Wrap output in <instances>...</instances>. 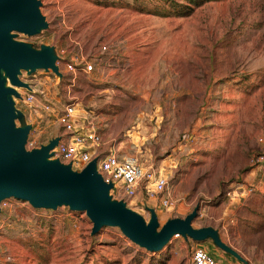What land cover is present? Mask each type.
<instances>
[{"label": "rangeland", "instance_id": "obj_1", "mask_svg": "<svg viewBox=\"0 0 264 264\" xmlns=\"http://www.w3.org/2000/svg\"><path fill=\"white\" fill-rule=\"evenodd\" d=\"M40 1L48 29L17 40L55 47L63 77L22 73L24 82L51 94L47 101L38 96L37 117L17 105L35 128V145L61 134L57 117L68 103L99 115L109 143L146 167L164 169L177 200L173 210L147 205L145 198L130 201V208L147 221L146 207L155 208L163 226L200 205L195 228L218 229L248 264H264V175L256 162L264 155V0H195L198 6L188 0ZM103 46L110 53H102ZM80 52L93 64L103 59L110 78L100 82L96 70L67 72L64 60ZM172 88L192 95L172 99L176 128L163 136L165 111H157L158 103ZM134 133L144 142L133 143ZM92 228L86 213L7 199L0 264H191L195 245L181 239L148 255L118 228L95 236ZM220 252L228 264H243Z\"/></svg>", "mask_w": 264, "mask_h": 264}, {"label": "water", "instance_id": "obj_2", "mask_svg": "<svg viewBox=\"0 0 264 264\" xmlns=\"http://www.w3.org/2000/svg\"><path fill=\"white\" fill-rule=\"evenodd\" d=\"M41 7L40 0H0V213L1 204L11 198L27 202L34 209L56 211L67 207L72 212L86 213L93 224L92 236L104 227L118 228L149 253L164 250L177 235L196 243L210 240L218 249L248 264L222 240L218 229L193 226L200 205L186 217L170 219L161 226L155 208H146L150 214L147 221L127 202L114 199L113 184L98 172V158L81 171L73 170L72 163L54 158L60 136L40 148H26L32 125L25 123L16 100L22 99L19 89L30 91L31 87L21 79L22 73L51 71L63 77L55 47L37 48L17 40L18 34L34 37L48 29Z\"/></svg>", "mask_w": 264, "mask_h": 264}, {"label": "built area", "instance_id": "obj_3", "mask_svg": "<svg viewBox=\"0 0 264 264\" xmlns=\"http://www.w3.org/2000/svg\"><path fill=\"white\" fill-rule=\"evenodd\" d=\"M102 53H110L108 46L102 47ZM64 61L65 69L70 73L90 74L97 69L102 72L105 68L103 59H98L93 64L91 59L81 52L69 55ZM46 84L47 82L44 83V85ZM29 85L30 91H19L22 99L16 100V103L17 105L19 102L24 104L31 113L29 118H32L37 117L39 111L34 106L35 102L39 101L38 96L41 95L47 101L51 94L44 92L45 88L38 90L35 86ZM46 109H50V107L47 106ZM96 121V116L84 110L79 111L75 103H68L57 117L62 132L59 135L61 137L59 145L54 149V158H58L66 164L72 163L73 170H83L94 159L90 150L98 149L104 143L103 134ZM33 132H35V128L32 125L28 146H26L28 150H31L28 147L37 149L45 145V143H36L35 145V140L31 138ZM97 158L99 159L98 172L107 183L113 184L111 195L115 199L124 200L129 204L142 193L147 205L153 201L156 207L163 210L175 208L177 200L169 188L168 174L164 173V169L156 170L153 167H146L138 156L122 155L114 149ZM256 162L260 173L264 175V155L257 156ZM249 192L251 193L253 190L251 189ZM180 238L182 237L177 235L173 239ZM191 264H218V262L206 250L196 247L192 252Z\"/></svg>", "mask_w": 264, "mask_h": 264}, {"label": "crops", "instance_id": "obj_4", "mask_svg": "<svg viewBox=\"0 0 264 264\" xmlns=\"http://www.w3.org/2000/svg\"><path fill=\"white\" fill-rule=\"evenodd\" d=\"M96 73H98V75H99V81L100 82L109 79L110 76L112 75L111 74L112 71L107 70V67L106 66H105V68L103 69L102 72H100V70L97 69V72ZM113 79L114 78L112 77L111 80H113ZM169 83H170V80L169 79H166L164 81V86H163L164 90H167L168 88H170L168 86ZM181 95H183V96L184 95L191 96L192 94H178V92H176L174 90V88H172V90L167 91V92H164L163 91V94H161V99H160V102L158 103V109H157V111H161V108H162V110L165 111L163 113V115H161V117L159 118V120L162 121V123H161V125H162L161 126V129H163V136L165 135V133L167 131L173 130V128H176L174 126H175V119H176V115H177V110H176L177 106H176L175 103H173L171 101H172V99H176V98L181 97ZM98 116L99 115L96 116L97 119L99 118ZM102 134H103V137H104V143H103V145L100 148H98V149H92V150H90V154L93 156V158H97L99 156H102V155L106 154L108 151H110L112 149L120 152L122 155H128L129 154V153H126L125 151L123 152V149L122 148L117 149L115 146H112V144L109 143L110 142L109 138H107V136H105L104 133H102ZM131 135L132 134L130 133V136ZM132 137H133V143H137V144L138 143H143L144 142V139H146L143 134L142 135H139L138 133H134ZM143 200H144V196L141 193L137 197L136 201H140L141 202ZM180 239L183 240L186 243H190L192 245H195V247L193 246V250L196 247L203 248L208 253H210L211 255H213L216 258V260H218V262L220 264H228V261L226 262V259H227L226 256H223L224 254H221L222 252H220V250H218V248L213 245V242L212 241L209 240V241H206L204 243H196V242H193L192 240H188L187 241V240H185L183 238H180ZM173 240H176V239H173ZM193 250H192V252H193Z\"/></svg>", "mask_w": 264, "mask_h": 264}, {"label": "trees", "instance_id": "obj_5", "mask_svg": "<svg viewBox=\"0 0 264 264\" xmlns=\"http://www.w3.org/2000/svg\"><path fill=\"white\" fill-rule=\"evenodd\" d=\"M189 1V3H191V4H195L196 6H198L199 5V3L198 2H196L195 0H188ZM206 1H214V0H206ZM182 15H184V14H182ZM186 15V14H185ZM188 15H190V14H188ZM138 250L139 251H141V252H143V253H145V254H148L149 255V253L147 252V251H145L144 249H142V248H140V247H138Z\"/></svg>", "mask_w": 264, "mask_h": 264}]
</instances>
